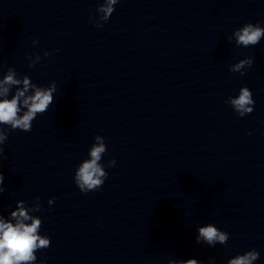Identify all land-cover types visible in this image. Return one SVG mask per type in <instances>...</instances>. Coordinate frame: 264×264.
<instances>
[{
    "label": "clouds",
    "instance_id": "9594fccd",
    "mask_svg": "<svg viewBox=\"0 0 264 264\" xmlns=\"http://www.w3.org/2000/svg\"><path fill=\"white\" fill-rule=\"evenodd\" d=\"M119 0H103L97 7V17H90V21L96 27H103V24L109 20L115 11L114 5ZM235 37L237 46L249 47L258 44L264 37V28L259 23H245L242 27L235 30L232 34ZM37 40H33V45L37 44ZM58 51V50H57ZM50 53L45 52L44 56ZM29 67H34L40 61V56L34 58L29 56ZM253 60L250 57L241 59L229 67L230 72H239L244 75V69L250 68ZM2 67V65H0ZM22 85V87H20ZM16 90L9 98L12 88ZM57 85L55 82L50 83L48 87L38 86L33 83L28 75L18 78L14 68L9 67L7 73L0 79V125L6 128H0V145H3L8 139V132L21 130L30 132L32 130V122L38 114L45 113L54 101L53 94L56 92ZM226 103L230 104L233 110L240 116L244 117L252 113L254 100L252 92L248 87H241L239 95L236 97H228ZM250 134V133H249ZM95 143L92 144L88 151L89 159L83 160L75 170L74 181L76 186L82 193L87 194L90 191L99 190L104 181L107 179L108 173L105 166L101 164L103 155L107 151L104 137L97 135L94 138ZM5 159L4 149L0 147V162ZM115 159L108 161V167L115 166ZM4 174L0 171V194H3L5 188ZM39 201V197L36 198ZM48 203L51 205L53 200ZM40 204L35 208L26 209L22 202L18 205V210L11 213L12 220H5L0 217V264H35L37 257L35 252L50 246L49 237L39 234L42 221L39 217L30 216L29 211H39ZM31 220V223L25 221ZM229 233L221 231L213 224L198 228L196 242L204 243L209 246H215L217 242L221 245L227 243ZM260 253L256 249H251L244 254H237L234 258L227 261V264H254L259 259ZM40 264H44L43 261ZM168 264H202L196 259L174 260L169 259Z\"/></svg>",
    "mask_w": 264,
    "mask_h": 264
}]
</instances>
